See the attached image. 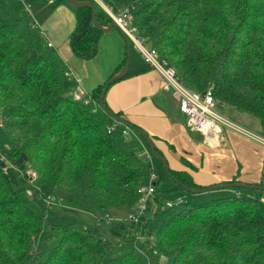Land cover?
Here are the masks:
<instances>
[{
    "label": "trees",
    "instance_id": "obj_1",
    "mask_svg": "<svg viewBox=\"0 0 264 264\" xmlns=\"http://www.w3.org/2000/svg\"><path fill=\"white\" fill-rule=\"evenodd\" d=\"M74 1L93 2L102 27L113 23L95 0ZM101 1L114 12L130 10L132 25L184 87L200 94L212 88L218 109L256 117L264 129V0ZM103 34L90 8H76L69 36L75 57L94 59ZM48 43L33 21L0 0V127L12 144L11 150L0 148L8 162L0 159V264H264V201L252 190L228 189L229 195L203 203L173 201L172 208L156 190V234L148 231L146 215L137 223L112 219L108 224L120 233L113 241L80 221H51L58 195L71 198L67 205L79 218L107 222L121 208L130 214L151 163L120 146L132 135L142 150L144 140L139 128L110 109L108 92L103 108L105 84L89 93L88 104L74 99L76 84ZM126 61L127 54L112 77ZM152 70L131 45L129 71L114 84ZM170 173L194 191L210 188L186 172ZM232 183L242 184H226ZM178 190L190 199L197 195Z\"/></svg>",
    "mask_w": 264,
    "mask_h": 264
},
{
    "label": "crops",
    "instance_id": "obj_2",
    "mask_svg": "<svg viewBox=\"0 0 264 264\" xmlns=\"http://www.w3.org/2000/svg\"><path fill=\"white\" fill-rule=\"evenodd\" d=\"M21 3L24 7L23 0ZM60 6L63 5L59 4ZM74 13L66 9L67 16H59L63 42L56 38L52 27L47 25L48 29L46 27L41 29L34 15L32 18L39 29L45 32L48 42L58 51L66 64L67 71L73 74V80L79 81L87 92L83 82L92 80L93 74L96 78L94 84L98 86L105 84L104 77H101V73L94 68V64H92V72L87 70L86 74L83 73L86 65L93 63L101 54V41L99 53L94 59L84 64L73 60L69 36L76 25V13ZM71 16H74V20H71ZM112 60L114 68L108 78L124 61L117 60L116 51L112 55ZM117 83L108 90L106 96L108 106L113 112H121L125 120L151 138L155 148L159 150L157 152L168 162L170 169L186 172L195 184L204 187L226 184L235 179L243 184L264 185V129L261 122L260 130L257 122L236 109L232 107L218 109L229 121L257 138H250L239 131L224 127L219 140L214 142L186 128L173 90L167 87L165 79L159 72L152 70ZM110 218L116 221L123 220V216L116 211Z\"/></svg>",
    "mask_w": 264,
    "mask_h": 264
},
{
    "label": "rangeland",
    "instance_id": "obj_3",
    "mask_svg": "<svg viewBox=\"0 0 264 264\" xmlns=\"http://www.w3.org/2000/svg\"><path fill=\"white\" fill-rule=\"evenodd\" d=\"M8 1L11 4L12 8L17 12L22 13L24 18L28 22L33 21L32 16L34 15L41 29H44V27L48 29L47 25L52 27V31L54 32L56 38L60 39L62 42H63V36L61 34L59 16L66 17L67 16L66 9L76 13V7L70 5L65 0H23L24 5L31 7L29 13L24 12L25 10H23L24 9L23 4L19 2V0H8ZM59 4L63 6L59 7ZM71 20H74V16H71ZM45 22H47V24H45ZM102 37L103 39L101 38L100 40L101 51H102L101 54L93 61V63H89L88 65H86V68L83 67L84 68L83 73L86 74L87 70H89V72H92L93 69L92 64H94V68H96L99 71V73H101L102 75L101 77H104L105 79L104 83L106 84L112 77L111 76L110 78H108L114 68V61L112 60V55L114 51L117 52V60L121 59L123 61L127 54V44L125 42V38L121 33V31L116 28L112 32L104 33ZM72 58L73 60H75V62H80V64H84V61L83 63H81L82 61L77 57H75L74 55H72ZM95 81H96L95 74H93L92 80L83 82V86L87 90V93H91L93 89L98 86L97 84H94ZM121 82H123V80L119 81L117 84ZM240 113L243 114L244 116L246 115L252 118L255 122H257V124H259L258 129L261 130L260 121L256 117L250 116L246 113H242V112ZM142 141L143 140L140 138L139 142L141 143ZM143 143L144 144L141 143L143 145V149L140 150L138 147H136V143L132 135L128 138L121 139L119 141L120 146L124 150L131 152L133 155L138 156L141 153L142 154L141 159H143V161L147 160V158L150 157L151 166L148 167L145 171L146 182L149 181L150 176L153 173L155 176V181H154L155 189L168 200L173 202L183 199L187 202L193 201L195 203H203L205 201H210L222 196L229 195L227 193L228 189H219L216 191H206L199 193L195 196L194 199H190L185 192L180 190L174 191L177 185L166 172V168L162 159L160 158V156L152 152V150L149 148V146L146 144L145 141H143ZM0 148L6 150L12 149L11 141L1 127H0ZM1 158L2 155L0 153V159ZM249 192L250 194L254 196H258L259 198L264 200V191H249ZM57 199L58 202L56 201V206L54 208L58 212L51 218V221L53 223L62 226H67L80 221L81 223L94 229L96 232L103 234L107 240L109 241L115 240V235L113 234L111 224H108L107 222L101 221L97 218L94 219L93 217L80 216L79 218L77 211L68 207L67 205V203H69L71 200L69 196L58 195ZM116 212L119 215H122L123 219H128L129 213L126 208L117 209ZM156 212H157V206L155 202L152 201L149 207V211H147L146 213V217L148 221H151L148 226V231H150V233L153 234H156L158 227V223L152 220ZM107 220L108 219H106V221ZM140 236L142 240L146 238L145 225H143V227L141 228Z\"/></svg>",
    "mask_w": 264,
    "mask_h": 264
},
{
    "label": "built area",
    "instance_id": "obj_4",
    "mask_svg": "<svg viewBox=\"0 0 264 264\" xmlns=\"http://www.w3.org/2000/svg\"><path fill=\"white\" fill-rule=\"evenodd\" d=\"M22 2V0H20ZM101 7L106 11L110 16L113 23L119 28V30L125 35L131 45H133L136 52L142 57V59L155 71L159 72L162 77L165 79L167 87L173 90L174 98L178 102L179 109L181 114L184 117L186 128L193 133L202 134L208 140H213L217 142L220 135L223 132L224 127H228L247 135L250 138H257L255 135L244 130L238 125H235L224 115L218 111V104L215 101L213 89H208L204 94L191 91L184 87L178 80L176 71L161 58L160 54L150 48L147 44L146 39L139 34V31L131 23L130 10L128 8L121 10L119 12H114L111 8L107 7L100 0H95ZM31 7L24 5L25 12L29 13ZM43 36L46 38V34L42 31ZM49 47H52V44L48 43ZM65 76L69 81H74L76 84L75 89L73 90V97L75 100H83L86 104L90 101L89 93H87L79 81L73 80V74L69 71L65 72ZM115 127L110 128L109 132L113 131ZM129 130L124 131V135L127 136ZM141 157L142 154L140 153ZM150 161V157L147 158ZM2 162L8 163L3 157L1 158ZM32 177L35 179L36 174L33 173ZM155 176L152 173L149 181L142 185L138 192L140 194L139 203L137 209L131 212L128 216V219L133 222H139L141 217L146 215L148 206L154 201V194L156 193L155 189ZM182 203V200L178 201ZM47 203L50 205L54 204L53 198H48ZM175 204L173 202H168L167 207L172 208ZM107 223H110L112 219L107 218ZM151 239L152 236H150Z\"/></svg>",
    "mask_w": 264,
    "mask_h": 264
},
{
    "label": "water",
    "instance_id": "obj_5",
    "mask_svg": "<svg viewBox=\"0 0 264 264\" xmlns=\"http://www.w3.org/2000/svg\"><path fill=\"white\" fill-rule=\"evenodd\" d=\"M67 3H69L70 5L76 7V8H90L92 10V19L94 24L97 26V28L101 31H103L104 33H109L111 32L113 29H119L115 23L110 24L107 28L102 27L96 18V6L93 2H76L74 0H65ZM125 38V42L127 44V61L125 64L124 69L117 75L113 76L104 86V90L102 92V94L100 95V101L101 104L103 105V108L106 109V107L104 106V97L106 96V93L109 90V87L114 84L116 81L124 78L126 76V74L129 71V67H130V54H131V43L129 41V39L123 35ZM109 113L113 115L112 111L109 110ZM136 132L142 137V139L147 143V145L149 146V148L152 150V152L158 156H160V158L162 159L165 168H166V172L168 173V175L172 178V175L170 173V168L168 165V162L157 152V150L155 149V146L151 140V138L143 131L141 130H136ZM174 182L179 185L180 187L184 188L185 191L189 192V193H202L203 191H216L219 189H233V188H237V189H246V190H252V191H264V186H257V185H251V184H241V183H232V184H224L221 186H213L210 188H207L205 190H192L188 187H185L180 181L173 179ZM113 234L117 237H120V233L114 232Z\"/></svg>",
    "mask_w": 264,
    "mask_h": 264
}]
</instances>
